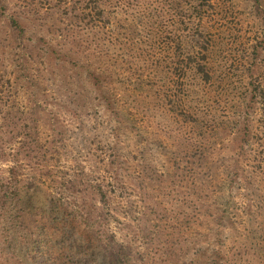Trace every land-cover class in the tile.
Returning <instances> with one entry per match:
<instances>
[{"label":"rangeland","instance_id":"374dc122","mask_svg":"<svg viewBox=\"0 0 264 264\" xmlns=\"http://www.w3.org/2000/svg\"><path fill=\"white\" fill-rule=\"evenodd\" d=\"M6 1L24 22V43L31 54H25L28 63L20 64L25 51L0 20V90L7 105L29 108L39 101L43 112L38 133L48 150L46 159L29 161L19 155L23 174L31 169L42 177L35 200L71 205L81 199L60 187L63 179L94 183L117 178L121 186L115 200L131 201L133 217L148 218L149 226L157 223L165 229L163 236L172 234L178 264H214L226 251V264H237L239 252L238 264H264V96L251 92V83L264 73V0H210L203 24L214 41V84L220 96L210 103L214 120L208 124L186 123L170 111L163 84V92L156 93L157 74L151 69L157 55H145L144 66L143 55L127 57L129 61L120 56L121 44L102 48L108 52L103 65L117 68L102 94L96 93L84 70L50 54L40 40L61 43L51 26L53 3ZM118 31L122 29L116 31L120 39ZM125 61L147 85L135 88L138 74L128 73ZM16 131L0 129L6 154L15 152L19 140H10ZM6 167L7 162L0 163ZM122 233L119 239L128 238ZM140 245L133 241L142 252Z\"/></svg>","mask_w":264,"mask_h":264},{"label":"trees","instance_id":"16d2710c","mask_svg":"<svg viewBox=\"0 0 264 264\" xmlns=\"http://www.w3.org/2000/svg\"><path fill=\"white\" fill-rule=\"evenodd\" d=\"M50 2L53 3L52 13L55 16L51 26L59 31L58 36L62 40L56 44L45 38L40 40L50 54L59 60L67 59L78 70H84L86 80L96 93L102 94L104 86L115 77L117 68L115 63L112 67L103 65L108 52L104 53L102 48L107 45L118 48V44L119 47L121 44L124 49H120V56L127 60V57L141 58L143 55L141 63L144 66L145 55H157L151 69L157 74L154 87H157V94L163 92L161 84L166 87L164 98L168 99L170 111L177 112L186 123L192 120L208 124L214 120L213 115L209 114L210 103L219 101L220 96L214 84V41L203 24L212 9L210 0ZM0 20L5 23L9 38L21 44L20 50L25 51L24 55H30L24 43V22L17 11L10 12L6 0H0ZM119 28L122 29L118 31L121 33L120 39L116 33ZM141 44L144 48L136 51L134 47L138 45L139 48ZM156 45L160 47L158 53ZM81 55L85 58L79 62ZM27 56L19 63H28ZM127 61V72L138 74L133 81L135 88L147 85L138 69ZM262 81L264 73L257 77L255 84L251 83V92H259L261 97L264 96ZM211 89L214 95H211ZM3 96L0 90V129L6 127L8 134L10 130H17L10 141H19L13 145L16 149L12 154L4 153L0 147V163L7 162L5 169L0 168L1 264L14 261L17 257L20 264L180 263L175 253L177 243L172 242V234L163 236L161 230L165 229L157 223L149 226L148 218L133 217L131 201L124 203L115 200L121 186L118 185L121 180L117 178L94 183L84 178L63 179L60 187L78 194L81 201L71 205L46 201L44 197L36 201L35 191L38 183L43 181L42 177L35 175L31 169V173L23 174L19 155L23 154V158L29 161L33 157L46 159L48 150L40 145L38 133L43 112L37 106L39 101L33 102L29 108H18L7 105ZM55 135L60 138L62 133ZM244 136L248 137L247 130ZM43 170L48 174V166ZM123 231L128 237L125 240L118 238ZM136 239L143 246L142 252L133 246ZM241 254L239 252L236 256L237 264ZM227 255V251L223 252L214 264H226L229 261Z\"/></svg>","mask_w":264,"mask_h":264}]
</instances>
